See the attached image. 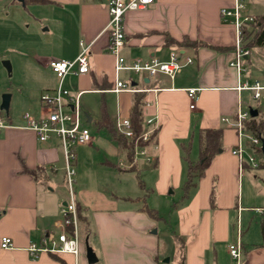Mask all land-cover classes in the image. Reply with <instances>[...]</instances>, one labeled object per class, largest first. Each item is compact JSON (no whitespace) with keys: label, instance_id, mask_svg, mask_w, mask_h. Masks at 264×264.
I'll return each mask as SVG.
<instances>
[{"label":"crops","instance_id":"crops-1","mask_svg":"<svg viewBox=\"0 0 264 264\" xmlns=\"http://www.w3.org/2000/svg\"><path fill=\"white\" fill-rule=\"evenodd\" d=\"M233 2L156 0L125 15L122 55L128 63L168 61L172 51L182 62L193 59L174 79L121 74L142 97L146 133L156 134L155 144L143 148L146 155L135 154L131 163L105 129L107 123L116 125L118 117L131 120L136 97L113 92L116 60L108 50L106 0H14L0 20V59L12 64L11 79L0 66V110L3 95L10 94L5 115L12 126L0 130V264H89L86 242L98 258L95 264H180L182 255L184 264H236L229 245L238 240V226L242 264H264V215L257 211L264 208V186L249 192V181L241 177L239 160L231 153L237 132L222 122L239 110H262L251 92L238 90L239 74L230 66L237 35L233 25L223 22L221 10ZM248 13L263 16L264 0H249ZM82 44L89 47L90 73H72L63 84L71 97L81 93L83 126L93 135L89 145L77 148L76 193L85 220L79 227L81 254L32 259L26 250L31 243L62 231L67 192L60 141L41 142L24 129L23 116L44 113L42 95L58 86L50 61L75 60ZM249 50L244 79L264 85V47ZM190 89L198 90L195 109ZM201 129H221L223 147L184 198L186 156L199 161ZM133 167L144 172L146 198L122 189L123 174ZM245 167L252 168L247 162ZM144 205L161 220L142 211ZM4 237L12 239V249L1 248Z\"/></svg>","mask_w":264,"mask_h":264},{"label":"built area","instance_id":"built-area-1","mask_svg":"<svg viewBox=\"0 0 264 264\" xmlns=\"http://www.w3.org/2000/svg\"><path fill=\"white\" fill-rule=\"evenodd\" d=\"M249 0H234L233 6L221 10V18L224 23L233 25L236 29V53L235 59L230 66L237 69L239 74V91L252 93V98L262 104L264 112V85L259 81L253 84L244 79L246 72L245 62L251 55V51L243 47V32L247 25L255 22V16L248 13ZM156 0H106L109 11L110 22L107 32L110 34L109 53L115 57V87L113 92L137 93L139 90L132 81L126 82L121 74L124 72H133L135 74L147 73L150 77L159 74L166 75L174 79L185 66L193 64L192 58H187L185 62L180 60L178 51H172L168 61L153 59L151 62L143 63L135 61L128 63L122 55L125 46V15L129 12L142 11L153 5ZM83 50L73 61L52 60L49 68L55 74L58 86L52 92H45L41 97V104L44 113L36 117L31 113L23 116L25 121L24 129L34 132L41 142H48L50 139L57 138L60 141L64 157L65 167V187L66 200L61 210L63 221L60 225L62 231L55 236L46 235L39 243H31L26 249L32 259H38L42 254L61 256L70 254L78 258L81 254L83 245L80 234V222L78 216V200L76 193L77 177V148L89 145L93 141V135L89 128L83 126L82 111L79 106L81 93L73 98L70 92L63 86L66 77L72 73L86 75L91 70V59L89 47L82 44ZM192 102L191 109H195L198 96L197 89L188 91ZM251 109L245 111L239 110L234 119L228 117L222 118V122L227 128H232L237 132L238 142L231 151L232 155L239 160V172H245V165L251 163L258 168L256 158L252 155L246 159V148L244 139L250 140V148L255 152H262L263 141L250 133L247 128V122L252 118ZM151 123V121H149ZM12 127L8 122L5 113H0V130ZM117 130L128 139L134 138L132 123L129 118L118 117L116 123ZM153 133V132H152ZM151 132L143 136L144 141H149ZM146 155L145 149H136V155ZM260 215H264V208L257 210ZM14 247L13 241L9 237H4L1 242V248L5 250ZM229 252L236 264H242L244 260V247L242 243V230L238 226V240L229 245Z\"/></svg>","mask_w":264,"mask_h":264},{"label":"trees","instance_id":"trees-1","mask_svg":"<svg viewBox=\"0 0 264 264\" xmlns=\"http://www.w3.org/2000/svg\"><path fill=\"white\" fill-rule=\"evenodd\" d=\"M45 3L46 0H40ZM243 47L246 49H254L257 47H264V15L257 16L255 22L247 25L243 32ZM142 97L140 93H136L135 104L131 114L132 129L134 138L128 139L121 134L116 125L107 123L105 129L110 134L112 140L116 142L120 149L126 152L129 162L133 163L135 160L136 149L147 148L155 144L156 134L154 133L149 141H144L143 136L146 133L144 118L142 116ZM102 128V127H100ZM247 128L252 135L261 139L264 142V112L259 110L257 117H252L247 122ZM199 145H200V159L198 162H192L188 156L186 161L188 165V176L184 186L185 196L191 188L197 185V182L204 177L206 170L209 168L211 162L219 154L223 147V131L221 129H201L199 131ZM264 167V163L262 164ZM134 171V167L131 171ZM141 187H145L143 182H140ZM142 211L146 212L151 218L161 220L158 212L144 205ZM78 216L80 224L85 220L82 217L80 206L78 203ZM82 241L83 238L81 237ZM180 264H184V256H181Z\"/></svg>","mask_w":264,"mask_h":264},{"label":"rangeland","instance_id":"rangeland-1","mask_svg":"<svg viewBox=\"0 0 264 264\" xmlns=\"http://www.w3.org/2000/svg\"><path fill=\"white\" fill-rule=\"evenodd\" d=\"M13 3H14V0H0V20H2L4 17L7 16L8 11L10 9H13V8H10V7H12ZM20 7H22V9H24L23 6H20ZM2 44H3L2 39L0 38V48H1ZM5 61H7V60H5ZM5 61H2L0 59V66L3 67V69H5L6 77L11 79L12 73H9L8 70L6 68H4L3 63ZM246 96L248 97L249 104H250L251 103L250 96H248V94H246ZM251 105H255V103H251ZM0 113H5V112L0 110ZM244 145L246 148V159H247V161H248V157L250 155L254 156L256 158L255 164L258 165V168L254 167L251 163H249V166H251L252 168H250V169L246 168L245 172L241 175V177L242 178L246 177L245 181L246 180L249 181V185H248L249 186L248 187L249 192L255 193L254 190H256V192H257L261 186L262 187L264 186V168L263 167L261 168V165L264 163V155L261 152H254L253 150H251L249 148L250 140L247 138L244 139ZM123 177L124 178L122 181V185H123L122 189L124 190V192H126L128 194H136L139 192L140 196H142L143 198H146L149 195V191L147 190L148 187H146V183H145L144 172L140 173V171L138 172V170L137 171L127 170L124 172ZM140 182H143L145 187H141ZM64 184H65V177H64ZM252 184H253V187H252ZM245 187H246V182H245ZM250 187H251V189H250Z\"/></svg>","mask_w":264,"mask_h":264},{"label":"water","instance_id":"water-1","mask_svg":"<svg viewBox=\"0 0 264 264\" xmlns=\"http://www.w3.org/2000/svg\"><path fill=\"white\" fill-rule=\"evenodd\" d=\"M20 3L24 4L25 0H17ZM4 67L8 70L9 73H11L12 71V67H11V63L9 61H5L4 63ZM10 101H11V95L10 94H4L2 97V105H1V110L8 113L9 109H10ZM258 110L256 109H251V116L257 117L258 116ZM221 152V151H220ZM262 152L264 155V142L262 144ZM86 251H87V259L89 264H95L98 262V258L96 256V254L94 253L93 249L90 247L89 243L86 242ZM169 262V260H168Z\"/></svg>","mask_w":264,"mask_h":264}]
</instances>
